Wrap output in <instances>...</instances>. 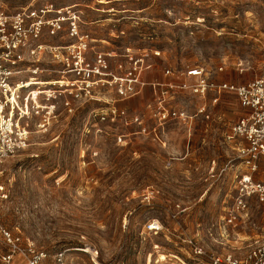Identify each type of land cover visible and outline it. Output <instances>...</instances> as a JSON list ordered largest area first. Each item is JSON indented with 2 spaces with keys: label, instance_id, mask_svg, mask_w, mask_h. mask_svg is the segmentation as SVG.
Masks as SVG:
<instances>
[{
  "label": "rangeland",
  "instance_id": "374dc122",
  "mask_svg": "<svg viewBox=\"0 0 264 264\" xmlns=\"http://www.w3.org/2000/svg\"><path fill=\"white\" fill-rule=\"evenodd\" d=\"M0 1L11 11L75 7L95 47L113 49L115 67L148 52L150 82L195 66L217 84L264 77V0ZM154 93L148 86L119 103L126 116L116 123L95 119L105 104L94 101L44 132L31 127L28 147L0 163V227L44 251L43 264L61 252L66 264H207L196 248L234 252L236 235L259 233L264 205L254 200L249 227L225 224L245 172L239 143L228 140L242 115L236 94L175 97L192 119L167 124L157 140Z\"/></svg>",
  "mask_w": 264,
  "mask_h": 264
},
{
  "label": "built area",
  "instance_id": "2783aa9c",
  "mask_svg": "<svg viewBox=\"0 0 264 264\" xmlns=\"http://www.w3.org/2000/svg\"><path fill=\"white\" fill-rule=\"evenodd\" d=\"M83 24L82 12L75 7L11 11L0 1V163L28 147L31 127L44 132L62 113H75L94 101L104 102L105 106L93 111L96 113L92 116L101 122L116 123L126 116L119 103L152 87L155 98L151 118L155 138L161 140L159 134L167 124L192 119L185 108L173 105L175 97L190 93L204 98L212 91H230L245 111L228 135V140L239 143V159L245 172L237 182L225 224L235 230L249 227L250 202L264 205V179L257 178L264 166V77L243 85L217 84L209 80L203 66H195L176 73L166 69L163 81L150 82L145 79L146 71L152 68L148 52L131 60L125 69L115 67L113 49L95 47L96 40L83 31ZM154 55L158 57L161 52ZM205 109L201 107L199 112ZM122 141L121 136L118 142ZM1 190L0 198H7ZM150 227L157 230L155 225ZM258 230L251 239L236 235L234 252L216 254L196 248L194 254L204 256L207 264H264V227ZM0 232L6 249L0 253L1 264H43L46 260L47 254L34 243L23 241L3 227ZM244 245L243 254H237ZM55 260L66 264V253L57 254Z\"/></svg>",
  "mask_w": 264,
  "mask_h": 264
},
{
  "label": "crops",
  "instance_id": "0c3cea01",
  "mask_svg": "<svg viewBox=\"0 0 264 264\" xmlns=\"http://www.w3.org/2000/svg\"><path fill=\"white\" fill-rule=\"evenodd\" d=\"M240 108H241V106H240ZM241 110H242V115H243L245 111L242 108H241Z\"/></svg>",
  "mask_w": 264,
  "mask_h": 264
},
{
  "label": "bare ground",
  "instance_id": "6f19581e",
  "mask_svg": "<svg viewBox=\"0 0 264 264\" xmlns=\"http://www.w3.org/2000/svg\"><path fill=\"white\" fill-rule=\"evenodd\" d=\"M157 226L159 225V224H156ZM160 229V228H159Z\"/></svg>",
  "mask_w": 264,
  "mask_h": 264
}]
</instances>
